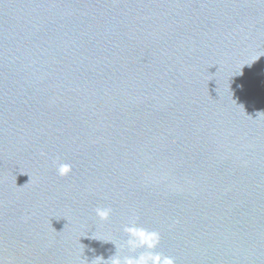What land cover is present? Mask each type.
Masks as SVG:
<instances>
[{"label":"water","instance_id":"95a60500","mask_svg":"<svg viewBox=\"0 0 264 264\" xmlns=\"http://www.w3.org/2000/svg\"><path fill=\"white\" fill-rule=\"evenodd\" d=\"M132 220L264 264V0H0V264H109Z\"/></svg>","mask_w":264,"mask_h":264},{"label":"clouds","instance_id":"9594fccd","mask_svg":"<svg viewBox=\"0 0 264 264\" xmlns=\"http://www.w3.org/2000/svg\"><path fill=\"white\" fill-rule=\"evenodd\" d=\"M56 171L60 176H68L72 172V165L67 162L57 161ZM96 216L100 220H108L112 214L110 207H97ZM123 232L127 234L124 246L131 255H120L119 248L108 259L101 257V262L108 261L109 264H176V258L172 255L159 251L161 244V233L158 230L149 229L139 225L135 220L123 226ZM137 250H141L137 252Z\"/></svg>","mask_w":264,"mask_h":264}]
</instances>
